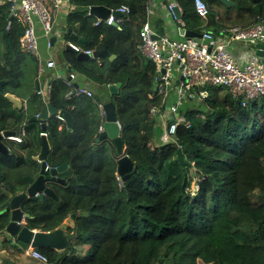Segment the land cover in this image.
<instances>
[{"label": "trees", "instance_id": "trees-1", "mask_svg": "<svg viewBox=\"0 0 264 264\" xmlns=\"http://www.w3.org/2000/svg\"><path fill=\"white\" fill-rule=\"evenodd\" d=\"M146 1H70L74 9L67 21L77 37L66 38L108 55L78 60L64 52L70 68L95 87L93 99L67 97L69 87L62 80L50 82L46 162L66 164L58 174L64 183L47 184L59 203L48 196L30 198L20 209L29 214L30 229L52 231L71 217L74 230L68 228L62 255L51 248L36 250L58 264H264V96L242 106L223 87L197 88L201 99H186L173 140L161 143L163 124L173 122L169 103L154 90V63L136 47ZM177 1L183 27L201 33L205 21L193 0ZM230 1L253 23L264 21V0ZM93 5H124L130 13L120 25H107L87 14ZM210 13L208 29L214 25ZM23 28L8 4L0 5V80L5 93L27 99L16 109L0 94V132H18L24 123L28 134L16 147L5 141L8 154L0 153V232L10 219L9 197L23 192L24 176L35 178L39 170L33 157L41 130L38 121L28 119L43 113V103L34 90L37 60L19 47ZM111 84L120 86L114 94L106 91V100L96 87L107 90ZM109 101L120 127L121 155L136 168L120 189L115 173L121 155L110 140L96 141L102 121L98 104ZM62 110L73 118L71 131L56 117ZM82 246H87L85 255L78 254Z\"/></svg>", "mask_w": 264, "mask_h": 264}, {"label": "built area", "instance_id": "built-area-1", "mask_svg": "<svg viewBox=\"0 0 264 264\" xmlns=\"http://www.w3.org/2000/svg\"><path fill=\"white\" fill-rule=\"evenodd\" d=\"M71 0H0V5L8 4L10 15L23 24V33L19 38V47L30 55L37 54L38 35L36 24L40 25L42 34L48 39L47 46L50 45L52 36L53 16L57 14L65 3ZM204 7L197 9L196 0H193L194 10L203 20L207 19L209 7L205 0H201ZM150 0H147L145 17L138 29L139 48L142 55L155 65L156 91L162 97L163 102L169 103L168 113L172 123L167 127L163 124L160 134L162 143H169L173 140L176 126L183 121L180 107L191 95V99L199 98L202 95L195 92L197 88H209L213 86L223 87L233 99L246 106L261 96H264V60L255 55L249 62L239 65L228 53L227 48L234 42H243L251 45H264V22H256L250 25H234L225 27L218 33L203 30L200 38L183 37L180 39L169 38L158 35L149 23ZM123 15H128L130 9L127 6H120L115 9ZM122 19L110 15L104 22L107 25L121 23ZM11 25V19L7 21L6 28ZM69 47L75 52L91 54L93 51L84 49L80 45L68 42ZM55 67L53 60H47L43 65H39V72L43 68L51 69ZM163 70V73H161ZM76 74L69 73L65 80L69 87L67 97L84 96L93 99L94 93L86 85H77ZM172 86H175L174 88ZM51 86L48 84L36 90V94L43 100H47L50 95ZM102 121L98 131L104 130V111L101 104H98ZM157 110L152 109L155 115ZM61 121L63 119L57 115ZM46 135L45 132H41ZM40 133V134H41ZM9 139L21 142V137L14 135ZM192 167L194 163L192 162ZM115 179L118 188L123 187V179L116 172ZM22 243H19V247ZM26 245V251L38 262L51 264L47 257L38 250ZM29 248V249H27Z\"/></svg>", "mask_w": 264, "mask_h": 264}, {"label": "crops", "instance_id": "crops-1", "mask_svg": "<svg viewBox=\"0 0 264 264\" xmlns=\"http://www.w3.org/2000/svg\"><path fill=\"white\" fill-rule=\"evenodd\" d=\"M205 1L207 2V5H208L209 10L211 12L210 14H212V18H213L212 21L214 22V25H212V27H210L209 29L206 28L205 26H206L207 19H205L204 20L205 23L202 25V31L203 30H209V31H212L216 34L219 32V30H221L225 27H231L234 25L243 26V25L253 24V21L249 20L247 18L246 14L239 11V8H240L239 5L235 4L234 6L229 7V6L224 5L219 0H205ZM146 3H147V1H146ZM146 3L144 5L145 9L147 7ZM150 3L151 4H150V8H149L148 18H149L150 26L153 29V31H155L158 35L167 36L169 38H175V39L183 38L178 33V29L184 28L183 27L184 22L181 18L182 14H183L182 5L179 4V2L177 0H150ZM174 6L177 7V9L179 11V14H178L179 17H176L171 10V7H174ZM214 6L217 7V10L214 9ZM89 7H88V11H87L88 15H89ZM222 7H224V9H225V10L223 9V13H221V11H220V8H222ZM108 8H110V7H108ZM73 9H74V7L70 3H65L64 6L61 8V10L53 16L52 37H55V41L53 42V45H51V43H50V45L47 46L48 39L42 34V30L40 28V25L36 24V32L38 35V51H37V54L33 55V57L36 58V60H37V76H38V79H37L36 87L34 89L35 92L38 88H42L48 84L50 85V82L53 80L60 79L65 83V80L68 79L67 77L69 76L70 72L75 73L77 76L74 84L76 83L77 85H79V84L86 85L87 87H89V89H91V88L95 89V87L92 86L91 82L88 79L81 76L77 71H75L74 68H72V69L70 68L71 64H70L69 60L66 59V57L64 55V52L66 51L65 47H66L67 43L73 42V41L67 39L66 35H69L70 37H72V34L76 35L74 32L75 28H71L68 25V21H67V18H68L67 15L70 12H72ZM110 9L115 10L113 8H110ZM145 9H144L142 22H143L144 17H145ZM126 17H127V15H123V16L118 17V18H121L122 19L121 23H123ZM97 20L102 21L100 19H97ZM121 23H119V24L112 23V24L118 26ZM49 41H50V39H49ZM79 42L84 43L82 41H79ZM138 42H139V39H138ZM56 43H59V45H61V52H62V57H60L61 62H57V60L52 56V54L50 52L51 47L54 46ZM136 47L139 49V53L142 54L139 46H136ZM256 49L262 50V49H264V47H261V46L256 47L255 45H251V44L243 43V42H234L227 48V51L231 55V57L239 65H243V64L249 62L255 56ZM103 55H108V53L105 52V54H103ZM114 57H115L114 54L109 56L110 60H113ZM47 60H53L55 62V67L51 68V69L43 68L42 71L39 72V70H38L39 65L40 64L43 65L45 63V61H47ZM111 85H113V84H111ZM108 86H107V90L104 89L102 86L96 87V90L101 92V90L103 89L104 91L108 92V95H110V93L108 91ZM93 89H91V90H93ZM100 94H102V93H100ZM108 95H106V96H108ZM106 96L104 94V96H102V98L106 99ZM15 98L21 102V106H22V104L27 103V99L23 98L21 95L19 97H15ZM9 103H10V101H9ZM42 103H43V113H41L40 115L39 114L35 115L37 117L36 121H38L37 123L39 125V128H40L39 120H41V119L47 120L48 116L53 112V109L48 104V99L47 100L42 99ZM10 104H12V106H14V107H17L13 103H10ZM12 106L8 105L7 110H9V107H12ZM18 108H20V107H17L16 109H18ZM28 120L32 121L31 118H29ZM45 126H46V124H45ZM40 130H41V128H40ZM15 135L21 137L22 140H24V139H26V137H28L24 123L18 127V132H16ZM6 143L10 147H16L19 142L8 139V140H6ZM70 228L72 231L74 230V226H71ZM65 233L68 234V236L71 234L69 231H65ZM0 234H1L0 236L6 237L4 239V241L0 238V262L1 263H3V264H46V263L38 262L36 259L32 258L29 255V253L25 250L26 245L24 247L20 245V247H19L18 244L22 243V242L16 241L15 239L11 238L9 235H7L5 233L4 230H2L0 232ZM69 238H70V236H69ZM10 239H11V241H14L15 244L18 243L16 246L17 248L14 247L15 245L11 244ZM22 244H24V243H22ZM27 249H29V248H27ZM86 253H87V246L79 247L78 254L85 255Z\"/></svg>", "mask_w": 264, "mask_h": 264}, {"label": "water", "instance_id": "water-1", "mask_svg": "<svg viewBox=\"0 0 264 264\" xmlns=\"http://www.w3.org/2000/svg\"><path fill=\"white\" fill-rule=\"evenodd\" d=\"M226 6H234L235 4L231 2L230 0H219ZM171 10L173 14L176 17H179V11L177 7H171ZM89 15L96 17L97 19H100L102 21H105L108 19L110 15L114 17H121L123 16L122 13L112 10L106 6L103 5H93L89 7ZM264 22V21H263ZM178 33L182 37H188V38H200L201 34L196 33L193 31L186 30L184 28L178 29ZM72 37H77L76 35L72 34ZM79 41L84 42L82 38H78ZM55 41V37H50V43L53 45V42ZM65 50L67 52H71L76 54V58L78 60H89L92 58H97L103 54H105V50H96L93 51L91 54H86L84 52L75 53L67 44L65 47ZM255 55L260 56L264 60V49H256ZM161 73H163V70H161ZM4 81L0 80V93L4 95V97L13 103L17 107H21V102L16 99L13 95L9 93H5L3 90ZM119 84H113L108 86V91L110 94H114L117 92L119 88ZM74 87H77V84H74ZM154 90H156V87L154 86ZM189 98L191 99V95H189ZM102 108L104 111V130L100 133L96 141L108 139L115 147L116 153L118 155H121L124 150L123 141L119 136V124L116 119L115 114V107L112 102H106L102 104ZM58 116L61 117L66 124L67 131H71V129L74 126L73 118L72 116L67 113L66 111H59ZM31 120L36 121L37 117L33 116L31 117ZM172 121V118L169 119ZM40 122V128L41 132L45 131V124L46 119L39 120ZM15 131H9L5 130L0 132V153L2 154H8L7 146L5 145L6 140L9 139L10 136L15 135ZM40 149L37 155L33 157L35 161L39 163V171L37 173V176L31 177L29 175L24 176V181L27 184L26 189L18 193L17 195L10 196L9 197V203L8 208L10 212V219L7 225L4 228V231L7 235H9L11 238L15 239L16 241L22 242L24 244H28L31 248L37 249V248H51L57 251L58 255H62L69 245V236L65 233V231H68V228L71 226H74V221L71 217L67 218L63 223H61L56 229L52 231H40L37 229H30L26 226V220L29 219V214L23 212L20 209V203L25 199L30 198H40L43 199L44 196H48L53 198L57 203H59V200L53 193V191L45 185V183L48 181V179H51L52 181H60L61 183H64V180L56 178V175L63 172L66 169V164L63 163L62 165L56 166V167H49L47 165V156L50 152V144L47 140V137L45 134H40ZM117 168L116 172L122 177L123 181L127 180L132 172L136 170V168L133 166V163L126 155H121L117 161ZM10 242L12 245L17 246V244L14 243V241ZM19 246V244H18ZM51 264H58V260L54 261Z\"/></svg>", "mask_w": 264, "mask_h": 264}, {"label": "rangeland", "instance_id": "rangeland-1", "mask_svg": "<svg viewBox=\"0 0 264 264\" xmlns=\"http://www.w3.org/2000/svg\"><path fill=\"white\" fill-rule=\"evenodd\" d=\"M214 9L215 10H217V7L216 6H214ZM223 9H224V7H222V8H220V11H221V13H223ZM225 10V9H224ZM256 47H258V46H261V47H264V45H262V44H256L255 45ZM51 51V54H52V56L57 60V62H61V58L60 57H62V52H61V45H59V43H56L54 46H52L51 47V49H50ZM173 88L175 87V86H172ZM101 90V89H100ZM99 93H102L101 95L102 96H104V94H105V96L107 95L106 94V91H104L103 89L101 90V92L99 91ZM108 99V96H106V100ZM182 106L184 107L185 106V101L182 103ZM180 107V108H183V107ZM56 117H57V115H56ZM43 118V117H42ZM162 143V142H161ZM164 144V143H163ZM6 169H8V168H6ZM1 235V234H0ZM0 238L4 241V239L6 238V237H4V236H0ZM21 246H25V244H21ZM199 264H204V263H202L201 261L199 262Z\"/></svg>", "mask_w": 264, "mask_h": 264}, {"label": "clouds", "instance_id": "clouds-1", "mask_svg": "<svg viewBox=\"0 0 264 264\" xmlns=\"http://www.w3.org/2000/svg\"><path fill=\"white\" fill-rule=\"evenodd\" d=\"M197 3V9L200 10L204 7V5L201 3V0H196Z\"/></svg>", "mask_w": 264, "mask_h": 264}, {"label": "flooded vegetation", "instance_id": "flooded-vegetation-1", "mask_svg": "<svg viewBox=\"0 0 264 264\" xmlns=\"http://www.w3.org/2000/svg\"><path fill=\"white\" fill-rule=\"evenodd\" d=\"M39 171V170H38ZM37 176V175H36ZM56 178H58V174L56 175ZM54 181H56V180H54ZM54 181H52L51 179H48V181L45 183V185L47 186V184H49V183H53ZM57 182H59V183H61L60 181H57Z\"/></svg>", "mask_w": 264, "mask_h": 264}]
</instances>
